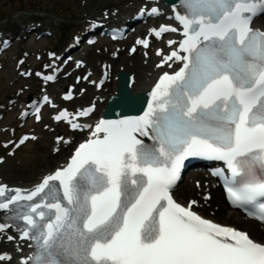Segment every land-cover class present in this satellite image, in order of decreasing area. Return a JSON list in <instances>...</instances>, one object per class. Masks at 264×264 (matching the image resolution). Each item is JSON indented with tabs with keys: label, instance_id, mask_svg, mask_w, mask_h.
<instances>
[{
	"label": "rangeland",
	"instance_id": "1",
	"mask_svg": "<svg viewBox=\"0 0 264 264\" xmlns=\"http://www.w3.org/2000/svg\"><path fill=\"white\" fill-rule=\"evenodd\" d=\"M130 5H133V0H0V33L11 30L14 32H12V36L17 37V33L24 31L23 28L32 19H40L43 21L42 29L46 28L53 32L52 36L45 37L40 41H36L34 38L21 40L18 46H14L0 60V66L3 65L0 69V103L6 102L9 97L25 96L28 93V87L31 91L35 86L32 78L25 79L14 69L15 58L21 54L23 49L34 50L35 52H41L48 48L61 49L72 34L81 30L86 23V18L101 16L102 10L113 7L129 12ZM8 18L11 19L10 24L7 22ZM106 50V46L97 45L88 49V53H90V57L98 59L97 63H100L101 54H107ZM21 89L23 93H21ZM38 93L39 90L35 92L37 95ZM8 114L13 117L11 112ZM11 120L6 117L3 122H0V128ZM13 124L17 126V121H14ZM36 131H38L39 139L30 142L15 157H7L6 162L0 165V173L6 170L8 177L20 181L24 179V174H26L25 167H29L30 170L35 169L36 172L46 167L41 164L42 162L37 164L35 158L37 156L42 157L44 153H50L53 146V133L48 131V134L44 133L46 130L43 128V124L37 127ZM8 137L9 135L6 133V136L0 137V139ZM0 154H4V151L1 150ZM0 177L6 178L7 176ZM188 192L182 194L183 199L190 196ZM219 199L220 202L218 203L212 201L208 210L209 215L220 222L234 223L244 228V225L235 218H227L219 214V211L214 214L218 207L228 210L223 199L221 197ZM251 234L258 237V234Z\"/></svg>",
	"mask_w": 264,
	"mask_h": 264
},
{
	"label": "bare ground",
	"instance_id": "2",
	"mask_svg": "<svg viewBox=\"0 0 264 264\" xmlns=\"http://www.w3.org/2000/svg\"><path fill=\"white\" fill-rule=\"evenodd\" d=\"M135 3L138 2L139 0H134ZM168 10L169 8L167 6H165ZM136 8V7H135ZM264 22V18L258 21V25L261 26L263 25ZM100 57V56H99ZM102 59H107L110 58L109 55H101ZM87 63L85 64L84 70H90L91 71V75L90 78L88 80H86L84 82L85 86L90 87L91 83L90 80L91 78H94L97 75V59L96 58H92L90 57L89 54H87ZM155 58H153V56L151 55L148 59L144 60V58L141 57V55L139 53H137V55H134L133 57L130 56H126L124 53H121L119 55V57L117 59H112L113 63H114V75L117 74V71L123 69L124 71H128V72H135L136 74V82L133 84L132 90L134 92L137 91H143L145 88H148L154 81L157 73L159 72V69H156L154 67V61ZM118 87V81L113 78L111 83L108 85V88L106 90L101 91V93L98 96H95V92L93 90L94 87H90L92 88V92H89L82 96L79 95V99L77 104L75 103V107H78L79 103H83L81 102L82 99H85V97H87V100H91V102H96L98 104V107L96 109V113L94 114L95 116H99L102 115L103 112V107L106 104V101L104 99L105 96H109L111 93H115L116 89ZM101 98H103L104 100L101 101ZM88 104V103H87ZM85 105V104H84ZM65 139H63L62 141H60V148L58 151L56 152H51L49 154H43L42 157L37 156L35 158L36 163H41L42 165L46 166L44 169H41L39 171H35L34 170H30L29 167H25L24 170L26 172V174H24V179L19 181V180H11L12 178L8 177L7 171L4 170L0 173V176H7L5 179L0 178L1 180H3L4 182H9L11 184H22V185H31L33 183H35L36 181H38L45 173L52 171L55 167L59 166L64 160H65V156L67 155V151L70 148L68 144H66ZM53 145H56V141L55 143L52 142ZM23 172V173H25ZM22 175V174H21ZM199 177H203L202 173H197L196 174ZM9 179V180H8ZM185 184V183H184ZM185 188H188L187 192L189 193V195H191V197L195 196V197H199L200 195L197 193V190L195 187L190 186V183L187 181V183L185 185H183L179 190V196H181V192H183V190ZM210 191L212 192V200L214 203H218L220 202L219 200V195L217 190L210 185ZM188 199L186 200H182L183 202H186ZM230 212L229 215H227V210L224 209L223 207H221L219 209V214L224 215L226 217H234V214L238 213V211L236 210H229ZM237 218V220L241 221L245 227V229H249L251 230L252 233H257V231L260 230H264V225H260L258 222L250 220L248 218L244 217V220H242L241 218L238 217H234ZM9 250H13L14 249V245H9L8 246ZM21 254H19L20 256ZM10 264H17L14 263L13 260H11L9 262Z\"/></svg>",
	"mask_w": 264,
	"mask_h": 264
},
{
	"label": "water",
	"instance_id": "3",
	"mask_svg": "<svg viewBox=\"0 0 264 264\" xmlns=\"http://www.w3.org/2000/svg\"><path fill=\"white\" fill-rule=\"evenodd\" d=\"M166 1H171V0H166ZM119 93H120L119 98H115V97L112 98L110 104L111 106L108 110V114H122V113L132 112L134 110V107L137 106L138 103L136 102V98L130 99L129 92L127 89L124 88ZM143 104H144V99L143 102L140 103L139 105L143 106Z\"/></svg>",
	"mask_w": 264,
	"mask_h": 264
}]
</instances>
